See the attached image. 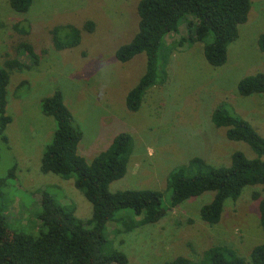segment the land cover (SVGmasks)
<instances>
[{
  "label": "rangeland",
  "instance_id": "obj_1",
  "mask_svg": "<svg viewBox=\"0 0 264 264\" xmlns=\"http://www.w3.org/2000/svg\"><path fill=\"white\" fill-rule=\"evenodd\" d=\"M139 1L33 0L29 11L19 14L8 0H0V69L11 57L24 65L20 71L9 72L6 88V114L12 121L5 132L7 143L0 140V179H4L0 208L5 224L11 233L37 236L43 193L61 204H72L80 220L91 216V205L74 188L72 179L40 171L41 156L55 125L41 113L39 103L60 91L81 127L78 154L86 162L105 151L119 132L133 139L127 172L110 184L109 191L150 189L162 194L166 215L158 222L125 232L122 223L129 219L122 220L124 212H118L106 224L109 249L123 253L128 264H167L179 256L199 264L203 253L215 246L228 247L249 261L252 249L264 244L254 200V195L264 198V186H246L237 200H226L219 223L207 225L199 211L213 193L169 209L166 180L173 169L193 157L213 167L229 166L234 152L255 157L245 143L228 140L225 128L214 127L211 115L223 104L264 138V94L241 97L236 89L242 78L264 74V53L257 45L264 33V0H250L247 21L228 46L227 61L221 67L208 65L203 43L179 45L186 38L184 22L177 34L167 35L158 54L162 80L147 90L139 110L130 112L125 97L145 71V56L121 64L115 52L137 32ZM87 22L93 24L92 32L83 29ZM21 23L30 30L26 36L14 29ZM61 25L82 31L77 47L53 48L50 30ZM23 41L34 48L37 64L23 50L14 52Z\"/></svg>",
  "mask_w": 264,
  "mask_h": 264
},
{
  "label": "trees",
  "instance_id": "obj_2",
  "mask_svg": "<svg viewBox=\"0 0 264 264\" xmlns=\"http://www.w3.org/2000/svg\"><path fill=\"white\" fill-rule=\"evenodd\" d=\"M8 2L10 8L19 14L27 13L33 4V0ZM250 8V0H140L136 7L137 32L115 52V59L121 64L137 55L145 56V71L127 92L126 109L137 112L147 90L162 80L158 54L167 35L177 34L184 22L186 38L180 39L179 45L203 43L205 61L218 68L226 63L228 46L238 38L239 27L247 21ZM24 27L22 24L19 28L17 24L14 29L26 36L30 30ZM83 29L92 32L93 24L87 22ZM81 32L73 25L53 27L50 30L53 48L62 51L77 47ZM257 45L264 53V33L258 36ZM20 50L28 55L32 64L38 63L39 57L29 42L15 45L14 52ZM23 68L22 63L11 57L0 69V140L3 143H7L5 132L12 121L6 114L9 72ZM236 89L241 97L264 94V74L242 78ZM39 107L55 125L52 140L41 156L40 171L63 180L72 179L74 188L91 205V216L80 220L72 204H61L43 193L40 195L41 227L39 234L33 236L11 233L0 208V264H128L123 253L108 248L104 235L106 224L115 220L118 212H124L122 220L129 219V223H122V226L125 232H130L142 225L154 224L166 215L160 191H109L110 184L123 178L127 172L133 151L131 135L117 133L105 151L88 163L78 154L83 133L64 104L62 93L55 91L41 99ZM211 122L216 128L226 129L228 140L248 145L255 157L248 159L243 153L234 152L227 167H213L204 159L193 157L173 169L166 183L170 194L169 209L212 192V199L201 207L199 218L207 225H216L226 200H237L246 186H264V138L223 104L213 110ZM3 184L4 179H0V195ZM254 200L258 202L259 222L264 230V198L254 195ZM167 264L193 263L179 256ZM199 264H264V244L252 249L249 261L228 247L215 246L203 253Z\"/></svg>",
  "mask_w": 264,
  "mask_h": 264
}]
</instances>
